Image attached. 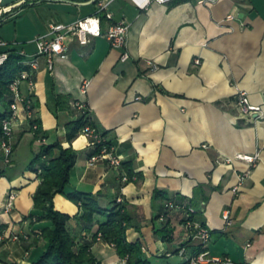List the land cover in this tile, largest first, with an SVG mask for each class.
<instances>
[{
  "label": "crops",
  "instance_id": "1",
  "mask_svg": "<svg viewBox=\"0 0 264 264\" xmlns=\"http://www.w3.org/2000/svg\"><path fill=\"white\" fill-rule=\"evenodd\" d=\"M10 7L0 26L15 20V27L3 28L0 38L31 55L52 23L95 14L97 0H19ZM112 10L115 21L130 24L128 61L106 35L88 45L68 37V57H57L52 69L42 57L33 91L23 87L46 138L36 139L28 122L16 123L10 164L0 148V264H32L47 246L39 230L48 222L29 218L42 181L31 163L43 144L57 142L78 153L67 190L97 194L105 208L121 199L128 241L140 242L151 264H185L203 250L235 264H264V0H182L142 11L117 0ZM232 13L236 17L228 19ZM102 22L105 33L110 21L103 16ZM241 92L261 107L252 118L240 112ZM78 103L107 133L132 180L123 182L105 160L89 165L95 148L83 133L69 140L83 115ZM239 154L258 159L250 164ZM170 200L193 207V227L184 222L183 208L167 211ZM55 203L72 216L80 210L64 195ZM69 227L81 240L99 224L84 231L72 218ZM201 227L211 231L207 245ZM92 253L96 264H127L102 238Z\"/></svg>",
  "mask_w": 264,
  "mask_h": 264
},
{
  "label": "trees",
  "instance_id": "2",
  "mask_svg": "<svg viewBox=\"0 0 264 264\" xmlns=\"http://www.w3.org/2000/svg\"><path fill=\"white\" fill-rule=\"evenodd\" d=\"M22 58L23 56L13 48L8 62L0 67V102L5 103V109L0 110V140L3 134L2 120L10 113L9 85L23 69L20 65ZM32 123L38 124L37 129H32L35 138L44 140L46 133L40 120L35 118ZM87 125L96 128L104 137L105 142L109 146H114L107 133L102 132L96 126L88 108H84L81 119L69 133V140L72 141L78 134L82 133ZM94 148L93 154L99 153L100 148ZM56 149L60 151L58 156L55 154ZM77 158L78 153L72 147H64L57 142L43 144L41 152L32 160L31 164L35 167V171L40 172L42 181L33 195L34 210L29 218L32 223L48 222L39 230L42 238L47 241V246L32 264H96L92 246L100 236L102 239L115 244L118 254L126 259L127 264H151L143 253L142 244L128 241L129 215L126 213L123 204L116 201L114 207L105 208L100 205L99 195L97 194L67 190ZM120 172H126L129 180H132L134 176L132 169L128 167L126 162H123ZM58 195H64L77 204L80 208L78 214L72 216L59 210L55 203ZM170 201L174 204V207H181L186 212L184 222L193 219L195 213L191 210L193 207L181 200ZM166 208L168 212L172 210L167 205ZM97 216L103 217L104 220L100 222ZM72 218L79 220L84 231H92L97 223L99 227L92 233L91 237H83L79 240L69 227ZM164 230H166V227Z\"/></svg>",
  "mask_w": 264,
  "mask_h": 264
},
{
  "label": "built area",
  "instance_id": "3",
  "mask_svg": "<svg viewBox=\"0 0 264 264\" xmlns=\"http://www.w3.org/2000/svg\"><path fill=\"white\" fill-rule=\"evenodd\" d=\"M117 0H97V11L93 15H89L78 19L72 23H52L49 31L37 37L35 42L37 44V52L35 54L28 55L24 50H18L17 52L23 56L20 61V65L23 69L17 74V76L10 82L9 85V98L10 113L2 120V138L0 140V148L3 151L6 164H10L12 161V155L14 152V133L16 123L28 122L33 130L37 129L38 124L32 123L34 117V99L33 96L24 95L22 92L23 82L30 86L33 91L35 86V71L39 68L40 59L45 57L47 59L49 67L52 69L54 61L57 57H68L69 45L68 37H74L81 45H88L91 42L92 37H100L106 35L110 40L111 45L114 48L122 50L121 61L126 62L131 58V54L128 47V37L130 31V24L127 20L115 21V15L112 10L113 4ZM131 3L139 10H148L153 3L169 4L175 1L182 0H130ZM199 2H216L218 0H198ZM238 2L246 0H235ZM12 10V7H4L1 5L0 0V18ZM105 17L110 24L107 31H103L102 17ZM235 14H229L228 19H234ZM13 44L0 38V46L6 49L0 51V67L4 66L11 54ZM81 108H86L84 104L78 103ZM238 107L240 112L244 116L253 117L255 113L261 111V107L251 103L250 98L246 92H241L238 95ZM82 133L86 135L92 142L94 147H99V153L93 154L89 158V165H94L100 160L108 162L109 166L121 171L123 164L122 158L116 153L115 146H109L104 137L98 130L90 125H87L82 130ZM239 159L246 161L247 163L254 164L258 159L257 155H244L239 154ZM41 171V169H40ZM122 181L127 182L129 180L126 172L120 173ZM244 176H241V181ZM15 200V194H11L8 198L7 209H11ZM121 199H119V202ZM167 206L174 207L173 203H168ZM194 211L193 208H191ZM228 220L229 213L225 215ZM187 225L193 227V222L188 221ZM198 234L201 237L203 244L207 245L211 239V231L208 228L201 227L198 230ZM13 238L18 240L19 235H14ZM5 236L0 235V244L4 241ZM101 239V236L100 238ZM113 246L115 244L111 243ZM235 264V262L229 257L214 256L210 251L203 250L196 253L188 259L185 264Z\"/></svg>",
  "mask_w": 264,
  "mask_h": 264
},
{
  "label": "rangeland",
  "instance_id": "4",
  "mask_svg": "<svg viewBox=\"0 0 264 264\" xmlns=\"http://www.w3.org/2000/svg\"><path fill=\"white\" fill-rule=\"evenodd\" d=\"M14 25H15V20L7 21L6 23H4V25L0 26V33H1V30L3 28H5V30L8 29L10 32H12L14 30V27H15ZM36 52H37V50L34 53H32V54H35ZM25 85H26V83L23 82V84H22V91H24L23 90V87Z\"/></svg>",
  "mask_w": 264,
  "mask_h": 264
},
{
  "label": "water",
  "instance_id": "5",
  "mask_svg": "<svg viewBox=\"0 0 264 264\" xmlns=\"http://www.w3.org/2000/svg\"><path fill=\"white\" fill-rule=\"evenodd\" d=\"M19 0H1V5L4 7L10 6L11 4L17 2Z\"/></svg>",
  "mask_w": 264,
  "mask_h": 264
}]
</instances>
